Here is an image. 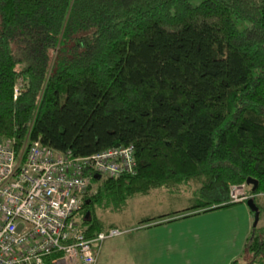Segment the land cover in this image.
I'll use <instances>...</instances> for the list:
<instances>
[{"label":"trees","instance_id":"16d2710c","mask_svg":"<svg viewBox=\"0 0 264 264\" xmlns=\"http://www.w3.org/2000/svg\"><path fill=\"white\" fill-rule=\"evenodd\" d=\"M28 136L73 157L134 146L135 175L94 180L87 238L109 229L99 209L163 188L209 212L245 185L261 218L264 0H0V140ZM231 264H264L260 221Z\"/></svg>","mask_w":264,"mask_h":264},{"label":"built area","instance_id":"2783aa9c","mask_svg":"<svg viewBox=\"0 0 264 264\" xmlns=\"http://www.w3.org/2000/svg\"><path fill=\"white\" fill-rule=\"evenodd\" d=\"M136 173L134 146L73 157L30 136L22 146L0 140V264H97L103 244L125 232L87 238L78 214L96 176ZM251 198L245 185L231 186V203Z\"/></svg>","mask_w":264,"mask_h":264},{"label":"crops","instance_id":"0c3cea01","mask_svg":"<svg viewBox=\"0 0 264 264\" xmlns=\"http://www.w3.org/2000/svg\"><path fill=\"white\" fill-rule=\"evenodd\" d=\"M259 203L264 210V196ZM189 208L147 218L126 229L115 252L125 256L122 259L126 264H231L243 254L254 223L247 204L209 212L188 211ZM147 220L151 222L142 224ZM260 223L263 227L264 213Z\"/></svg>","mask_w":264,"mask_h":264},{"label":"rangeland","instance_id":"374dc122","mask_svg":"<svg viewBox=\"0 0 264 264\" xmlns=\"http://www.w3.org/2000/svg\"><path fill=\"white\" fill-rule=\"evenodd\" d=\"M96 188L97 185H94L92 192ZM196 188L195 186H183V189L180 191L164 189L154 192L148 197L137 196L128 201L124 210L113 212L111 210L99 209L98 216L104 221L106 227H116L122 231H126V229L140 225L141 221L147 218L156 217L168 212L171 213L172 211H179L191 206L190 199ZM121 238L108 240L103 244L98 264H126L124 263V259H122L125 256L118 253V251L115 252V245Z\"/></svg>","mask_w":264,"mask_h":264},{"label":"water","instance_id":"95a60500","mask_svg":"<svg viewBox=\"0 0 264 264\" xmlns=\"http://www.w3.org/2000/svg\"><path fill=\"white\" fill-rule=\"evenodd\" d=\"M95 179L97 181L101 180L100 176H96ZM248 184L253 186V192H256L257 188H258V182L252 179L248 180ZM247 206L249 207V209H251L254 212V223H253V227L256 228L259 224L260 221V211L258 209V207L254 204L253 200H249L247 203Z\"/></svg>","mask_w":264,"mask_h":264}]
</instances>
